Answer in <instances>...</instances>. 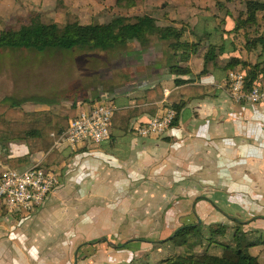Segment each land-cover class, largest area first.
<instances>
[{"label":"crops","instance_id":"obj_1","mask_svg":"<svg viewBox=\"0 0 264 264\" xmlns=\"http://www.w3.org/2000/svg\"><path fill=\"white\" fill-rule=\"evenodd\" d=\"M202 59L197 54L184 63L191 75L180 79L203 87L204 96L190 100L160 137L134 130L168 107L166 98L177 90L176 77L163 69L112 100L116 110L143 109L114 139L52 147L42 157L25 145L0 148L6 154L0 174L9 159L28 155L30 164H46L55 150L48 167L58 176L31 214L8 213L0 202V264H160L175 251L158 242L180 227L222 224L230 237L238 222L249 239L262 241L249 250L264 262V104L228 97L227 59L198 77ZM157 81L164 98L148 104L144 90Z\"/></svg>","mask_w":264,"mask_h":264},{"label":"trees","instance_id":"obj_2","mask_svg":"<svg viewBox=\"0 0 264 264\" xmlns=\"http://www.w3.org/2000/svg\"><path fill=\"white\" fill-rule=\"evenodd\" d=\"M137 5V0H115L117 8L130 9ZM257 28L256 36L246 38V51L255 55V64H246L237 56L228 59L223 72L241 68L245 75L247 87L260 85L264 79V0H244V9L234 21L233 28L219 29L207 25H196L192 28L175 25H159L157 19L150 14L134 17L122 15L113 16L106 23L81 24L78 21L57 23H43L36 17L18 29H6L0 32V52H26L37 55L47 53H71L82 51L110 52L127 49L138 44L142 49L147 48L152 40L165 45V54L161 63L156 64L169 75L175 76V91L166 98L168 107L176 117L171 127L178 119L181 110L192 99L202 98L204 88L191 85V81L180 77L190 76L191 70L185 65L191 57L199 53L200 47L206 48L203 55V67L198 77L208 72L210 65H215L219 57L235 51L231 43V51H227L226 35L245 32L250 28ZM186 32L194 37V41L184 39ZM219 39L221 43L215 41ZM114 89L108 92L107 99L113 100L116 96L129 93V89ZM264 87V86H262ZM145 102L150 104L164 98L163 90L157 81L144 90ZM48 105H59L60 101L45 100ZM22 102L9 98L0 103V143L14 141L27 142L37 140L42 151L49 152L57 139L67 130L69 121L77 114V104L71 102L69 106H61L57 113L49 109L31 112L21 111ZM143 113V109H119L114 112L110 138L116 133L128 128L129 119ZM148 122V121H147ZM142 123L141 125L146 124ZM56 159L55 151L48 154L46 166L53 164ZM29 157L13 158L8 160L11 168L27 166ZM235 226L229 237V227L213 225L202 227L186 225L180 227L174 234L161 242L174 248L173 253L167 256L160 264H264L257 257L248 253V249L262 244L260 239H249L245 233Z\"/></svg>","mask_w":264,"mask_h":264},{"label":"rangeland","instance_id":"obj_3","mask_svg":"<svg viewBox=\"0 0 264 264\" xmlns=\"http://www.w3.org/2000/svg\"><path fill=\"white\" fill-rule=\"evenodd\" d=\"M114 1L0 0V32L18 29L33 17L43 23L63 25L73 21L81 24L106 23L115 15L134 17L143 14L154 16L162 26L177 24L178 27L192 28L194 24L202 23L208 27L230 29L244 9V0H137V5L130 9L117 8ZM257 33L259 31L254 27L226 35L227 50L231 51L232 43L235 51L219 57L220 60L237 56L241 61H246L244 63L252 65L256 61L255 55L246 51L244 44L246 38H253ZM184 39L194 41L190 32L185 33ZM215 41L221 43L218 38ZM205 52L206 48L200 47L198 54L204 55ZM164 54L165 45L155 40L144 49L135 43L127 49L110 52L79 51L44 55L0 52V103L12 98L22 102L20 109L24 112L49 108L57 113L61 106L68 107L71 102H75L78 109L80 105L107 98L105 94L108 92L142 85L153 74L151 71H158L156 64L161 63ZM45 100H57L60 104L48 105ZM11 145H25L31 154L39 153V157L47 153L42 151L37 140L0 143V148L9 149ZM1 154L5 153L0 151ZM5 157L6 154L3 159ZM32 165L9 168L24 169ZM41 165L49 168L43 163ZM171 250L174 248L169 247V253ZM248 253L254 255L258 252L248 249Z\"/></svg>","mask_w":264,"mask_h":264},{"label":"built area","instance_id":"obj_4","mask_svg":"<svg viewBox=\"0 0 264 264\" xmlns=\"http://www.w3.org/2000/svg\"><path fill=\"white\" fill-rule=\"evenodd\" d=\"M228 97L235 103L264 104V87H247L242 70H230L222 84ZM167 95V93L165 94ZM116 108L107 98L89 105H80L67 130L57 139L53 148H76L82 145H100L109 140ZM176 113L169 107L161 110L146 124L134 131L139 137H160L171 128ZM58 185V176L51 168L35 164L24 169H7L0 174V202L8 213L31 214L40 208Z\"/></svg>","mask_w":264,"mask_h":264}]
</instances>
